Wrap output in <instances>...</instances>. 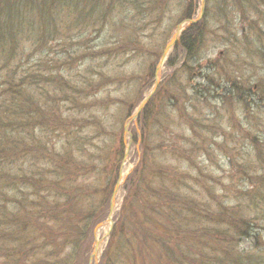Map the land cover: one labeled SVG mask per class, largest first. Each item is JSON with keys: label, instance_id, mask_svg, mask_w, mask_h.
Masks as SVG:
<instances>
[{"label": "rangeland", "instance_id": "1", "mask_svg": "<svg viewBox=\"0 0 264 264\" xmlns=\"http://www.w3.org/2000/svg\"><path fill=\"white\" fill-rule=\"evenodd\" d=\"M200 1H152L126 12L112 9L86 29L70 30L72 15H55L61 32L56 45L29 37L30 31L38 33L39 18L35 8L27 9V18L36 19L35 29L24 27L16 39L5 35L6 46L0 48V142L9 145L14 138L20 143L17 152L0 159V175L8 174L9 186L2 194L8 211L16 204L18 218L13 222L25 223L15 242L34 239L40 224L56 225L40 219L39 210L62 199L53 190L36 189L33 181L40 171L53 178L56 168L48 155L56 162L69 151L96 167L93 173L70 174L78 182L91 181V187H106L111 193L119 172L122 178L110 220L105 218L109 195L104 216L88 233L90 244L85 241L77 254L82 264H89L95 241L91 264H158L146 253L136 263L125 260L109 246L117 219L127 227L135 209L140 212L133 194L153 199L144 189L159 183V169L176 171V178L190 186L194 183L188 176L197 180L191 194L198 191L208 200L211 214L217 203L236 210L243 231L234 232L233 253H244L243 264H264V0H205L202 33L199 38L193 30L186 34L190 56L179 40L161 59L175 26L188 13L189 18L198 17ZM12 94L23 111L17 124L3 118ZM120 149L110 162V154ZM104 163L108 168L100 174ZM67 175L64 189L71 182ZM131 180L137 187L131 188ZM83 200L86 205L87 199L76 200V210L83 209ZM97 200L95 194L89 204ZM206 219L197 223L209 225ZM200 248L187 252L192 255ZM221 250L217 245L216 252Z\"/></svg>", "mask_w": 264, "mask_h": 264}, {"label": "trees", "instance_id": "2", "mask_svg": "<svg viewBox=\"0 0 264 264\" xmlns=\"http://www.w3.org/2000/svg\"><path fill=\"white\" fill-rule=\"evenodd\" d=\"M152 1L163 2L164 0H0V48L6 46L5 35L8 34L16 39V36L23 34L24 27L35 29V17L29 19L25 15L28 10L33 8L38 12L39 30L38 33L30 31L29 37L41 44L49 40V44L56 45L57 39L59 37V40L61 39V35L57 38V34H61V32L58 33L60 27L55 21V15H58L56 19L63 17V14L72 15V23L67 27L70 30L76 27L86 29L99 19H103L104 15H107L112 9L126 12L131 10V6L137 8L142 5L141 2L150 4ZM189 6L190 4H188ZM185 17L189 18L190 14L188 13ZM54 21L55 26L53 25ZM199 22L186 27V30L180 35L181 39H185V41L180 40V46L182 44L181 47L185 48L186 52L188 51L187 55L192 47L189 44L190 37L188 38L186 34L188 35L193 30L195 33L193 37L199 38L202 33V26L199 25ZM51 26H54L53 32ZM59 45H61V41ZM12 95L13 99L8 105L11 108L5 106L3 118L10 120L12 124L13 122L17 124V118H20L23 111L19 110L21 107L16 101L15 94ZM169 99L172 101L173 97ZM14 105H16L15 109L12 107ZM2 123L0 120V124ZM10 127L13 128L12 125ZM10 142L9 145L0 142V159L6 157L7 152L14 151L12 153H15L20 143L14 138ZM163 146L167 149L164 144ZM171 147L169 146V148ZM161 148L162 151L163 147ZM121 153V149L113 151L110 154V162L114 161V156ZM48 158L56 168L53 178H46V174L40 171L33 184L39 190H53L56 198L62 199L60 203L50 204L39 210L40 219H48L56 225L40 224L36 228L37 236L25 243H21L20 240L15 242L16 238H19V234L25 231V223L16 225L13 222L15 218H18L15 215L16 204L13 205L11 211H8L5 196L2 194L5 192L4 189L9 186L8 174L0 175V187H2V191L0 190V264H82L78 261L77 254L82 251L85 241L90 244L88 233L90 234L91 226L104 216L108 205L107 199L110 195L108 188L96 189L91 187V181L82 184L78 182V178L70 176L73 173H76L77 176L82 173H93L95 165L76 160L69 151L62 157H57L58 161L56 162L50 155ZM101 166L99 173H106L108 163ZM159 170L161 171L159 183L156 186H150L149 189H144L153 199L148 200L140 196L139 193L133 194L140 202V212L134 208L135 216L132 217V220L131 217L127 219V227H123L122 222L117 219L112 227L109 247L115 249L117 254L122 252L125 260L134 263L138 259H142L146 253L148 257L152 256L156 259L158 264H243L244 253H233L235 251V247L232 245L235 239L234 232L243 231L241 218H238L236 210L231 211L228 207L217 203L218 208L215 209L214 214H211L213 212L209 208L212 206L211 203L199 197L198 191L191 194L195 190L194 184L198 185L197 180L193 181L188 176L187 178L194 183L190 186L176 178V171L163 172V169ZM65 173L68 174L67 182H71L64 189L62 182ZM141 174L144 176L145 172L142 171ZM164 180H171V183L164 184ZM133 185L137 187L136 180H131V188ZM184 189L187 191L184 192ZM95 194L98 195V200L89 204V200ZM78 198L87 199L86 205L84 200L82 201L83 209L80 208L81 210H76L79 204L76 201ZM197 213H200L201 217H198ZM206 218L209 219V225L208 223L203 225L197 223L199 220L207 221ZM59 220L64 223L59 225ZM130 221L131 224L128 226ZM193 223H197V225L193 226ZM194 232L196 234L192 239L182 243L188 234ZM119 237L121 240L118 242ZM181 243L182 245H180ZM217 245L223 249L222 253L216 252ZM193 247L201 248L191 255L187 251ZM176 248H178L177 253Z\"/></svg>", "mask_w": 264, "mask_h": 264}, {"label": "water", "instance_id": "3", "mask_svg": "<svg viewBox=\"0 0 264 264\" xmlns=\"http://www.w3.org/2000/svg\"><path fill=\"white\" fill-rule=\"evenodd\" d=\"M202 12H203V3H202V6H201V9H200V13H202ZM189 22H190V23H193V22H195V21L190 20ZM179 28H180V25H177L176 33H175V35L173 36V38L169 41V43H167V45H165L164 50H163V53H162V57H160L161 59H163V57H164L165 53L167 52V50H169V48H170L171 46L174 45V43H175V41H176V38H177L176 35H177V32L179 31ZM155 84H157V81H155ZM149 96H150V95H148L145 99H143V101L139 104V106H138V110L141 109V107H142L143 104L146 102V100H148ZM138 110H137V112L135 113V115H133L132 118H134V117L137 115V113L139 112ZM118 186H119V181L116 182V184H115V188H114V190H113V192H112V195H111V201H110L109 211H108V213H109L108 219L110 218V214H111V212H112V210H113V207H112V206H113V198H114V196H115V193H116V191H117ZM97 244H98V242H96L95 249H96V247H97ZM95 249H94V252H93V254L91 255V257L95 254V252H96Z\"/></svg>", "mask_w": 264, "mask_h": 264}]
</instances>
